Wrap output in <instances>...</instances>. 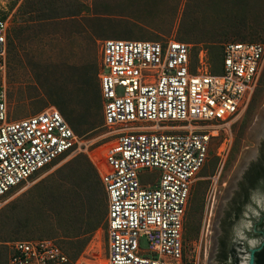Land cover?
Here are the masks:
<instances>
[{"label":"rangeland","instance_id":"obj_1","mask_svg":"<svg viewBox=\"0 0 264 264\" xmlns=\"http://www.w3.org/2000/svg\"><path fill=\"white\" fill-rule=\"evenodd\" d=\"M79 1L82 12H59L54 19L24 30L15 41V50L8 43V121L54 108L80 145L0 198V244L5 253L7 245L15 241L47 239L78 264H107V228L89 238L73 232L85 224L92 208L81 175L82 161L86 158L95 169L103 168V153L115 141L114 132L104 127L102 105L98 111L91 107L84 88L87 73L95 66L100 70L103 42L175 39L190 45L193 64L204 57L208 71L219 74L224 44L264 45V0H185L165 37L161 33L172 20L177 0ZM24 3L0 0V16L8 19L11 36ZM93 121L100 126L88 132ZM216 129L218 136L191 189L183 264H221V253L231 245L237 249L239 264L243 259L246 264L248 250L264 241L249 236L264 213V187L253 188L250 183L264 165V58L254 96L244 113L227 127ZM225 138L228 153L219 158L217 148ZM194 191H199L195 201ZM103 211L106 219L107 203ZM6 216L17 223L4 228ZM141 249L146 250L144 241Z\"/></svg>","mask_w":264,"mask_h":264},{"label":"built area","instance_id":"obj_2","mask_svg":"<svg viewBox=\"0 0 264 264\" xmlns=\"http://www.w3.org/2000/svg\"><path fill=\"white\" fill-rule=\"evenodd\" d=\"M10 31L0 16V198L80 145L54 108L8 121ZM263 58L262 44L228 42L219 74H212L207 59L193 64L190 45L175 39L103 42L100 100L104 127L115 139L97 167L107 198V264H183L192 186L216 128L249 105ZM227 144L225 138L217 157L228 153ZM7 246V264H78L52 240Z\"/></svg>","mask_w":264,"mask_h":264},{"label":"trees","instance_id":"obj_3","mask_svg":"<svg viewBox=\"0 0 264 264\" xmlns=\"http://www.w3.org/2000/svg\"><path fill=\"white\" fill-rule=\"evenodd\" d=\"M177 1L179 2V5L174 9L172 20L168 23L167 29L165 31H162L161 33V35L164 37L170 35L172 28L175 25L176 17L179 13L181 3L185 0ZM83 8L84 6L80 3L79 0H25V3L18 10V23L16 26V30L14 31L13 36L10 35L8 37V43L11 44V46L15 50V41H19L20 35L24 30L54 19V16H56L59 12H65L67 14H70L72 12L79 13L82 12L81 10ZM98 73L99 70L95 66V68L91 72L87 73L84 81V88L86 92L85 95L88 103L91 107L97 109V111L101 108ZM99 126L100 125H98V122L93 121L90 124L88 132L95 130ZM82 165L81 175L85 183L87 184L88 190L90 191L92 208L89 217L85 221V224L76 230L74 229L73 232H75L74 234H76L77 232V236L89 238L97 230H104L107 228L105 214L103 211L107 203V198L97 169H95L86 160V158H84V160L82 161ZM250 183L252 184L253 188L264 187V167L262 165L252 176V178L250 179ZM198 195L199 191H194L192 193L194 201ZM246 197L248 199V195H246ZM2 223L4 224L5 228V225L11 226L17 222H15L11 216H6ZM254 225L257 232L251 233L250 237H262L264 239V213H261L258 222H256ZM68 228L69 230H72L71 227ZM262 244V246H259L260 249L254 254V264H264V241ZM228 260L231 261V264H239L240 262V258L238 257L234 245H231L225 252L221 253V264H228ZM0 264H7V252H3L1 244Z\"/></svg>","mask_w":264,"mask_h":264},{"label":"water","instance_id":"obj_4","mask_svg":"<svg viewBox=\"0 0 264 264\" xmlns=\"http://www.w3.org/2000/svg\"><path fill=\"white\" fill-rule=\"evenodd\" d=\"M263 244H261V246H262ZM260 248L258 247V248H256V249H252V248H250L249 250H248V261H247V263L246 264H254V254L259 250ZM244 260V262L242 263V264H245V259H243Z\"/></svg>","mask_w":264,"mask_h":264},{"label":"flooded vegetation","instance_id":"obj_5","mask_svg":"<svg viewBox=\"0 0 264 264\" xmlns=\"http://www.w3.org/2000/svg\"><path fill=\"white\" fill-rule=\"evenodd\" d=\"M262 166L264 167V165H262ZM246 201H248L247 197H246ZM255 232H257V231H256V229L254 228V229H253V232H251V233H255ZM251 233H250V234H251ZM250 234H249V236H250ZM263 235H264V234H263ZM232 238H233V239H236L237 237H236L235 235H232ZM263 240H264V239H263ZM234 246H235V245H234ZM235 248H236V247H235ZM236 252H237V249H236Z\"/></svg>","mask_w":264,"mask_h":264}]
</instances>
